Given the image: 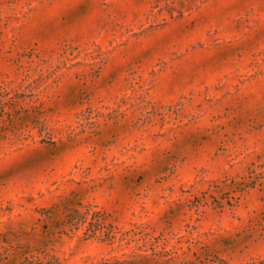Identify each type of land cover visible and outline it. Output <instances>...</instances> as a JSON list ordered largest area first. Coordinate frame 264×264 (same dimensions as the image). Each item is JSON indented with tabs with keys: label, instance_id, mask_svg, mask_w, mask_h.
<instances>
[{
	"label": "rangeland",
	"instance_id": "rangeland-1",
	"mask_svg": "<svg viewBox=\"0 0 264 264\" xmlns=\"http://www.w3.org/2000/svg\"><path fill=\"white\" fill-rule=\"evenodd\" d=\"M0 264H264V0H0Z\"/></svg>",
	"mask_w": 264,
	"mask_h": 264
}]
</instances>
